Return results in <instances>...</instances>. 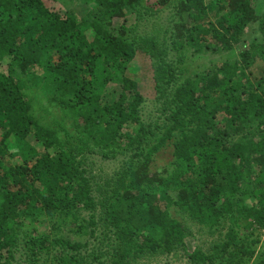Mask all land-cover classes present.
I'll return each mask as SVG.
<instances>
[{"label":"trees","instance_id":"1","mask_svg":"<svg viewBox=\"0 0 264 264\" xmlns=\"http://www.w3.org/2000/svg\"><path fill=\"white\" fill-rule=\"evenodd\" d=\"M147 82L165 101L143 117ZM89 154L123 170L86 229ZM177 215L227 229L186 252ZM172 249L264 264V0H0V264Z\"/></svg>","mask_w":264,"mask_h":264},{"label":"rangeland","instance_id":"2","mask_svg":"<svg viewBox=\"0 0 264 264\" xmlns=\"http://www.w3.org/2000/svg\"><path fill=\"white\" fill-rule=\"evenodd\" d=\"M217 56V54L215 55ZM148 85L143 88V96H144V101L142 103V112L141 114L143 117H146L147 114L152 111L153 109H156L157 106H162V102L165 100V95H162L163 92H159V89H156L153 87V84L150 82H147ZM167 90V89H166ZM169 90V89H168ZM167 90V91H168ZM169 93V92H168ZM161 94V97L159 95ZM159 98V102H156L155 97ZM167 113V111H165ZM90 150H92V146H88ZM87 147V148H88ZM172 145L168 146L167 148L161 149L155 156L157 160L152 163L154 165L153 167H160L162 166L166 159V156H168V153L170 155L169 150H172ZM97 150L95 149V152ZM41 152V151H40ZM41 154V153H40ZM90 156L84 161L85 166L87 168L86 171L83 172V176L85 177L87 183L91 185L92 189V195L91 197L93 198V201L95 203L94 209H87L83 210L79 213V218H86L84 224L86 226V229L91 227L92 222L89 221V216L91 213H96V216L93 218L94 221L96 222L99 216H104L102 211H98V208L100 209V200L103 198L105 191H108L110 188V185L107 184L106 182L112 181L115 176H117L119 173L122 172L123 170V165L120 163L121 157L120 155H116V157L111 156L110 154L105 157H101L98 155H92L89 154ZM104 189V190H103ZM173 208V207H172ZM170 207V211L172 210ZM173 214V210H172ZM176 214V212H175ZM174 215V214H173ZM177 218H179L185 226H187V231L183 239V243L186 245V252H191L195 248L205 250L212 241L215 240V238H218L219 231L221 233H224L226 231V226L227 222L222 223L219 225L217 230H214L213 233H211L207 228L202 229L199 224L193 223L191 221H185L180 218V215H177ZM97 226V227H96ZM96 227V238H92L90 241L93 242L95 245H105V247L110 246V240L107 238L105 235H110L107 234V230L110 229H105L104 226H101L100 224L92 226ZM39 231V229H37ZM63 235H67L70 238H77V236L73 233L70 232L69 225L67 224L66 226H63ZM166 250V249H163ZM162 250V251H163ZM157 252L156 254L152 255L151 257H143V258H138L135 260V263L133 261L131 264H190L189 259L186 257V254H184L183 250H167L166 252ZM143 256V255H142ZM39 261H42V258L39 259ZM19 264V263H18ZM127 264H130L127 262Z\"/></svg>","mask_w":264,"mask_h":264}]
</instances>
